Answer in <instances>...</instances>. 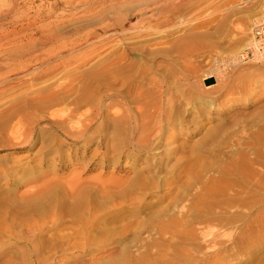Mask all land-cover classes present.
Here are the masks:
<instances>
[{"label":"rangeland","instance_id":"1","mask_svg":"<svg viewBox=\"0 0 264 264\" xmlns=\"http://www.w3.org/2000/svg\"><path fill=\"white\" fill-rule=\"evenodd\" d=\"M263 2L0 0L2 66L14 63L15 59H25L28 50L31 55L46 53L49 47L96 31L91 43L82 39L64 49L71 50L64 55L65 65L51 72L39 63H32V67L43 71L41 77L13 81L0 92L3 109L22 105L25 111L21 113L19 109L22 130L28 132L25 138H31V128L35 133L32 143L17 151L10 145L14 141L7 131L13 120L5 128L7 125L3 121L7 117L0 116V122L5 125L0 124V201L9 199L5 204L0 202V206L12 207L7 213L0 209V214H4L0 215V264H264V63L242 56L251 30L258 22H254V18L264 13ZM36 30L56 33L63 39L53 45L40 34L32 39L18 40L19 36ZM93 49L97 53L89 54ZM44 91L57 94L55 102L38 100L37 97L46 95ZM34 101H40L41 107H36ZM68 112L72 115H68L69 118ZM53 113L55 119L50 117ZM63 117L69 119L70 124ZM34 120L37 122L32 123ZM63 121L64 128L60 127ZM82 124L85 126L80 127ZM69 127L74 131L83 128L85 136L77 140L66 136L64 130L70 131ZM111 144L116 149H112ZM178 158L182 161L177 164ZM149 160L152 165L156 162L155 169ZM231 163L232 169L228 168ZM164 164L168 171L163 169ZM145 165L152 166L143 174L147 177L145 180L151 185L154 180L159 186L153 183L152 187H156L149 188L146 181V187L130 192L133 194L128 192V196L120 192L122 188L117 189L119 193L117 190L112 193L110 189L106 192L110 198L107 197L104 207H97L99 201L89 206L92 217L81 212L71 213L68 206L71 201L65 199L68 203L65 205L63 197L52 204H46L48 200L43 199V203L46 201L43 206L42 202L34 200L38 192L31 190L39 183L34 177L39 180L42 174L43 180L47 176L57 177L67 184L80 172L89 182L96 183L99 178L108 186L114 184L112 180L133 177ZM220 167L225 169V174L231 172L223 176ZM188 177L195 178L196 182ZM221 177L227 178L224 184L229 185H223L222 190L218 187L223 184ZM208 178L216 182L221 179L222 183L214 185L216 183ZM205 179L213 183L211 186L216 189L211 186L210 189L215 194L208 189L210 183L206 180L207 185ZM186 180L191 185L183 184L184 188L180 182L187 183ZM202 184H206L205 188ZM177 186H183L180 188L184 192ZM197 189H201L202 195ZM176 190L178 195L183 192L187 199L181 193L179 197L185 200L182 202L178 197V201ZM208 191L209 195L203 193ZM172 195L177 199L174 202ZM192 195H196L195 198ZM27 197L34 202L33 207H29L28 201V208L38 215L29 213L27 201H24ZM192 197L203 200L197 203ZM190 199L194 200L193 204ZM134 203L137 205L132 206ZM168 203H173L175 208ZM39 205L47 207L42 209L44 213L40 212ZM131 206L139 210L134 211L135 216L130 213L128 217H121ZM63 208H66L65 213ZM73 213L74 218L71 217ZM113 214L117 216L112 218ZM167 216L184 217L188 221L182 219V225V220L178 222L172 218L178 225L173 227L170 223L168 227L166 221L169 223L170 219ZM75 217H82L84 221ZM163 218L166 230L160 222ZM211 218L214 220L209 221ZM96 219L95 236L86 239L83 235L92 229L90 224ZM112 219L114 222H110ZM140 222L147 225L143 227L144 223ZM158 224H162V229ZM100 225L107 226L109 231ZM111 229L113 234H108ZM133 233L137 235L133 237Z\"/></svg>","mask_w":264,"mask_h":264},{"label":"bare ground","instance_id":"2","mask_svg":"<svg viewBox=\"0 0 264 264\" xmlns=\"http://www.w3.org/2000/svg\"><path fill=\"white\" fill-rule=\"evenodd\" d=\"M264 3V2H263ZM8 16V15H7ZM0 18H1V16H0ZM2 20H3V18H2ZM61 20V19H60ZM256 21H258L254 26H253V28H252V30H251V34H250V37H249V39L247 40V42H246V44H245V46L246 45H248V47L251 49V51H253L254 52V54H256V56H254V59H252V58H246L245 57V55H247L246 53H244V50H246V48H245V46H244V48H243V51H242V56H243V58H246V59H249V60H256V61H259V62H263L264 63V53H263V51H262V49L260 48L261 46H262V42L261 41H256V27L257 26H260L261 24H264V13H263V15L262 16H260V17H256V18H254V22H256ZM18 30H20V29H18ZM15 31V30H14ZM17 31V30H16ZM15 31V32H16ZM21 31V30H20ZM76 31V30H75ZM74 31V32H75ZM79 31V30H78ZM78 31H76L75 33H77ZM34 32V31H33ZM30 33L29 35L26 33V35L24 34L23 36L21 35V36H19L18 37V40L20 41H23V40H25V39H32L33 38V36H35L36 34H40V36L42 37H45L44 39H46L45 41H47V43L50 41L51 42V45H53V44H56L57 42H59L61 39H63V37H62V35H56V33L55 34H48V33H45V32H43V31H40V30H36L34 33ZM58 32H59V30H58ZM20 33V32H19ZM52 33V32H51ZM79 33V32H78ZM22 34V33H21ZM72 35H74V33L72 34ZM80 35V34H79ZM95 35H96V31L95 32H86L84 35H80L79 37H75V39H71V41L68 43V42H63V45L62 44H60V45H58L57 44V46H55V47H53V48H51V47H49L50 49H48V51L46 52V53H42V54H37V55H31V52L28 50L27 51V56L28 57H26L25 59H19V61H17V59H15V62L14 63H10V64H7V65H4V66H2V65H0V92L2 91V90H4V88L6 89L7 87H9L11 84H12V82L13 81H16V80H23V79H25V77L26 78H30V79H32V78H34V77H38L39 78V76L41 77L42 75H41V73H43V71L42 70H38L39 68H36V67H32L31 66V64L32 63H39V65L40 66H45V70L46 71H53V70H56L58 67H60V66H63V65H65V60L63 59L64 58V55L68 52H70V51H65L64 49H69L70 48V46H72L73 44H75V43H78L80 40H82V39H86L87 40V42H92L93 40H94V37H95ZM3 36V35H2ZM1 35H0V38L2 37ZM7 36V35H6ZM2 40V39H1ZM65 40V39H64ZM9 41V40H8ZM14 40H12V42H13ZM18 41V42H19ZM16 42H17V39H16ZM44 43H46V42H44ZM7 44V43H6ZM50 44V43H49ZM48 44V45H49ZM1 45V44H0ZM37 45V44H36ZM47 45V44H46ZM22 49V48H21ZM1 50V49H0ZM46 50V49H45ZM35 51V50H34ZM12 52V51H11ZM20 52V51H19ZM4 53V52H3ZM17 53V52H16ZM34 53V52H33ZM94 53H97L96 52V49H93L89 54H91V55H93ZM1 54H2V52H1ZM9 54V53H8ZM88 54V55H89ZM13 55V54H12ZM18 55H22V54H18ZM5 56V55H4ZM10 56V55H9ZM24 56V55H23ZM20 58V57H19ZM4 64V63H3ZM44 73H46V72H44ZM37 79V78H36ZM208 79V78H207ZM25 81V80H24ZM14 86V85H13ZM5 91V90H4ZM12 91V90H11ZM43 90H41L39 93H41ZM45 92V96H42V97H37L38 98V100H40V101H43L42 103H44V102H51V101H54V99H56L57 98V94H56V96L54 95L55 93L53 92V91H51V92H49L50 94H47L46 93V91H44ZM43 92V93H44ZM53 92V93H52ZM52 93V94H51ZM1 94V93H0ZM3 95V94H2ZM54 95V96H53ZM41 96V95H40ZM56 97V98H55ZM58 97H61V96H58ZM42 98V99H41ZM32 100H35V99H32ZM37 100V99H36ZM66 100V99H65ZM26 101V100H25ZM24 101V103H26ZM40 101H37V103L35 104V105H37L36 107H38L39 105V107H41V104L40 103H38V102H40ZM62 101V100H61ZM60 101V102H61ZM32 102V101H31ZM34 102L32 103V104H34ZM55 102V101H54ZM19 103V102H18ZM21 103V102H20ZM13 105H15L16 103H12ZM22 104H23V102H22ZM51 104V103H50ZM12 105V106H13ZM16 105H18V104H16ZM26 106H28L29 105V103H28V105L27 104H25ZM25 105H23V108H24V106ZM34 105V106H35ZM3 106V105H2ZM20 106V107H19ZM18 107L19 108H17L16 106H15V109H14V107L12 108V109H9L8 107L7 108H5V109H3V107H0V109L2 108V110H0V116L2 117H4L5 115H6V117H7V119H6V117H4V119H6V120H4L3 122H5L6 123V125L8 124V122L9 121H11V120H13V122L15 121V120H17L13 125H12V123H11V125H10V127H8V125L7 126H5L4 125V123L3 122H0V124L1 123H3V125L5 126V128H7L8 127V135H9V137H10V139L12 140V141H14V142H10V145L11 146H13V148L15 149V150H20L24 145L26 146V144H29V143H32L31 142V140L35 137V133H34V129L32 130V128H31V131H30V135H31V138L30 139H26L25 138V134H28V132L27 133H24V129L22 130V115L20 114V111L21 110H19L21 107H22V105L20 104ZM26 106H25V108H26ZM29 106H31V104L29 105ZM33 106V105H32ZM29 108V107H28ZM22 109V108H21ZM27 109V108H26ZM68 109H69V107H68ZM71 109V108H70ZM70 109H69V111H70ZM7 110V111H6ZM10 110H12V112H10V113H8ZM72 110V109H71ZM22 111H24V109H22ZM21 111V113H25V111L24 112H22ZM68 111V110H67ZM102 111V110H101ZM71 113H72V111H71ZM71 113H67V116L69 115V114H71ZM55 113H53L50 117H53V119H55L54 117H55ZM58 115V114H57ZM60 116V115H59ZM65 116V115H64ZM69 116H72V115H69ZM69 116H68V118H69ZM14 118H16L15 120H14ZM63 118H65L64 119V121L66 120V117H63ZM71 118V117H70ZM1 119V118H0ZM35 120H37L38 121V119H35ZM35 120L34 121H31L32 123L33 122H35ZM69 119H67L65 122H69L68 121ZM0 121H2V119L0 120ZM7 121V122H6ZM36 121V122H37ZM55 122V120H52V122ZM63 121V123L60 125V127H62V125H63V128H64V124H65V122ZM70 121H72L71 119H70ZM90 121H91V119H90ZM35 122V123H36ZM60 122H62V120L60 121ZM57 125H59V123H58V121L57 122H55ZM87 123V122H86ZM67 124H70V122L69 123H67ZM66 124V125H67ZM88 124V123H87ZM91 124V123H90ZM143 123H141V125H142ZM2 125V124H1ZM2 125V126H3ZM74 125V124H73ZM140 125V126H141ZM3 126V127H4ZM74 126H76V125H74ZM74 126H72V127H74ZM83 126H85V125H83L82 124V126L80 125V127H83ZM90 126V125H89ZM89 126L87 125L86 126V128H88L89 129ZM31 127V126H30ZM66 127V126H65ZM67 127H68V125H67ZM70 127H71V125H70ZM69 127V130L70 131H67L66 130V128H65V130L64 131H66L65 133H66V136H68V137H73V139H78L81 135H83L84 134V131H83V128H82V131H81V128H80V130H77L78 128H76L75 129V131L74 130H71V129H73V128H70ZM77 127H79V126H77ZM142 127H143V125H142ZM147 127V126H146ZM33 128H34V126H33ZM62 128V129H63ZM26 129V128H25ZM61 129V130H62ZM68 129V128H67ZM144 129V128H143ZM77 130V131H76ZM4 131H6L5 129H4ZM6 131V132H7ZM27 130H25V132H26ZM72 131V132H71ZM88 131V130H87ZM145 131V130H144ZM143 131V132H144ZM147 131V130H146ZM145 131V132H146ZM149 131V130H148ZM147 131V132H148ZM86 133V132H85ZM29 136V135H28ZM27 136V137H28ZM65 136V137H66ZM83 136H85V135H83ZM145 137V136H144ZM26 139V140H25ZM72 139V138H71ZM76 139V140H77ZM115 139H117V138H115ZM114 139V140H115ZM244 140H246V139H244ZM113 141V139L111 140V142ZM73 142H75V141H73ZM115 142H118V141H115ZM153 143V142H152ZM112 144H114V143H112ZM111 144V145H112ZM116 144V143H115ZM109 145V144H108ZM150 145H151V143H150ZM110 146V145H109ZM145 146V145H144ZM149 146V145H148ZM108 147V146H107ZM112 149H114L115 148V146H113L112 145ZM143 147V146H142ZM153 147V146H152ZM145 148H147V147H145ZM43 149V148H42ZM108 149V148H107ZM116 149V148H115ZM136 149V148H135ZM50 150V149H49ZM143 150V149H142ZM41 151V150H40ZM47 151H48V149H47ZM109 151V150H108ZM140 151V150H139ZM42 152V151H41ZM50 152V151H49ZM43 153V152H42ZM44 153L46 154V150L44 151ZM44 154V155H45ZM47 155V154H46ZM45 155V156H46ZM147 160V159H146ZM177 160H179V158L177 159ZM180 160H181V158H180ZM180 160L179 161H177L176 163L178 164V162L180 163ZM182 161V160H181ZM241 161V160H240ZM243 161V160H242ZM152 162V161H151ZM146 163V162H145ZM148 163V162H147ZM146 163V165H148ZM152 163H154V162H152ZM156 163V162H155ZM154 163V164H155ZM158 163V162H157ZM161 163V162H160ZM149 164H150V160H149ZM153 164V165H154ZM97 165V164H96ZM145 165V166H146ZM150 165H152V164H150ZM152 165V166H153ZM160 165V164H159ZM161 165H163V164H161ZM233 165V163H231V165H229L228 166V168H231L232 169V167H230V166H232ZM238 165H240V164H238ZM152 166H146L145 168H141V169H138L136 172H135V174H134V176L133 177H131V178H126L125 179V177H124V181H122L120 178H118V179H120V180H112L113 181V185H111V184H109V185H111V186H107V185H105L104 184V182H103V180H101L103 183H101L98 179L99 178H95L97 181H99V182H97L96 180V183H92V182H89L86 178H83V175L80 173V172H78V171H76V173L78 172V174H75L74 175V179H73V181H71V182H67V184H64V183H61L60 181L62 180H59L56 176V178H48V176H47V179H45V180H43L44 178H43V174L41 175V174H39V175H41V176H39V180H37L36 179V177H34L35 178V180H36V182L37 181H39V183L37 184V185H35V186H33L32 187V192L33 191H37L38 192V194L39 195H36V193H34V194H31L32 196H35V198H34V200H39L40 202H42L43 203V199H46V201L48 202V203H46V204H52L53 203V201L56 199V201H61V197H63V200H62V202H64L65 201V199H69V202L71 203V204H69L68 206H69V209H70V211H71V213L73 212V211H75V212H78V213H82V214H88L89 215V212H91L92 211V209H89V206L92 204V202L94 201V202H98V205H97V207H101V206H103V204L105 203V200L106 201H108V198L107 197H109L110 195H107V191L108 190H110L111 189V191H112V193L113 192H115L117 189L118 190H120L121 188V190L122 191H120L121 193H125L124 194V196L125 195H129V193L130 192H133V191H135L136 189H138V188H142L143 186H145L146 187V181H147V179L145 180V178H147V177H145L143 174L145 173V172H147V171H149V167L151 168ZM155 166V165H154ZM154 166H153V168H154ZM174 166H176V164L174 165ZM205 167H206V165H204ZM161 166H159V168H160ZM201 167V166H200ZM234 167V166H233ZM237 167H240V166H237ZM54 168V167H53ZM165 168V170H167L166 169V166H165V164H164V166H163V169ZM168 168V167H167ZM175 168V167H174ZM173 168V169H174ZM222 168V169H221ZM228 168H226V170L228 171L229 169ZM155 169V168H154ZM156 169H157V167H156ZM170 169V168H169ZM202 169H204L203 168V166L201 167V170ZM220 169H221V174L222 173H224V171H225V169L223 168V167H220ZM56 170V169H55ZM119 170V169H118ZM122 169H120V171H121ZM159 170H162V169H159ZM170 170H172V168L170 169ZM175 170V169H174ZM177 170V169H176ZM224 170V171H223ZM234 171L236 170L235 169V167H234V169H233ZM32 171V170H31ZM156 171V170H155ZM154 171V172H155ZM168 171V170H167ZM233 171V172H234ZM53 172H55V171H53ZM158 172V171H157ZM163 172V171H162ZM162 172H160L161 174H162ZM175 172V171H174ZM177 172V171H176ZM180 172V171H179ZM226 172V171H225ZM229 172H231V170H229ZM229 172H227V173H229ZM255 172V171H254ZM31 173H33V172H31ZM159 173V174H160ZM172 173H173V171H172ZM171 173V174H172ZM181 173H183V172H181ZM226 173V174H227ZM235 173H236V171H235ZM158 174V173H157ZM165 174H167V172H165ZM176 174H178V173H176ZM199 175H200V173H198ZM225 174V173H224ZM226 174L225 175H223V176H226ZM156 175V174H155ZM163 175V174H162ZM168 175V174H167ZM181 176H182V174H180ZM232 175V174H231ZM231 175H229V176H231ZM235 175V174H234ZM236 175H237V173H236ZM36 176V175H35ZM54 176V175H53ZM152 176V175H151ZM176 177H177V175H175ZM196 176H198L197 174H196ZM202 176V175H201ZM222 176V175H221ZM233 176V175H232ZM245 176H247V175H245ZM59 177V176H58ZM129 177V176H128ZM156 177V176H155ZM161 177V176H160ZM183 177V176H182ZM191 177V176H190ZM203 177V176H202ZM201 177V178H202ZM243 178H244V175L242 176ZM43 178V179H42ZM94 178V177H93ZM179 178H180V176H179ZM193 178V177H192ZM192 178L190 179L189 177H188V180H190V181H192ZM198 178H200V176H198ZM225 178V177H224ZM247 178V177H246ZM245 178V179H246ZM42 179V181H40ZM86 179V180H85ZM114 179V178H113ZM151 179H154L153 177H151ZM195 178H193V180H194ZM204 179V178H203ZM208 179H210V178H208ZM208 179H205V181L207 180L209 183H210V185L209 186H207L208 187V189L209 190H211L210 189V186L213 184V183H216V184H214V185H220L219 183H222L223 182V184H222V186H218L221 190H222V187L224 188V186L226 185L227 187L229 186V185H227V184H224V182L226 181L227 182V178H225V180L224 179H222V177H221V179H222V182L219 180H217L218 182H216V180H214V181H212L211 179H213V178H211L210 180L213 182L212 184H211V181L210 180H208ZM244 179V180H245ZM29 180V179H28ZM32 180V179H31ZM69 180V179H68ZM94 180V179H93ZM109 180V179H108ZM178 180H180V179H178ZM181 180H182V178H181ZM198 180H200L201 182H203L201 179H198ZM197 180V181H198ZM224 180V181H223ZM232 180V179H231ZM26 181V180H25ZM94 181V182H95ZM149 181V180H148ZM147 181V182H148ZM154 180H152L151 182H152V185H151V183H149L148 182V184H150L151 186H149L148 184H147V186L149 187V188H151L152 186H153V183H156V181L155 182H153ZM174 181H175V179H174ZM177 181V180H176ZM187 181V180H186ZM189 181V182H190ZM195 182H196V180H194ZM199 181V182H200ZM204 181V182H205ZM207 181L205 182L206 184H207ZM24 182V181H23ZM32 182V181H31ZM62 182H63V180H62ZM178 182V181H177ZM176 182V183H177ZM188 181H187V183H185V182H180V184L181 185H185V184H187L188 186L189 185H191L190 183H189ZM232 182V181H231ZM97 183H99V184H97ZM110 183V182H109ZM189 183V184H188ZM234 183V182H233ZM157 184V186H159V183H156ZM180 184H176V185H180ZM193 184V183H192ZM206 184H202V186L204 187V185H206ZM183 185V186H184ZM187 185H185V186H187ZM193 185H195L196 186V184H193ZM197 185H198V183H197ZM208 185V184H207ZM224 185V186H223ZM232 185V184H231ZM231 185H230V187H231ZM245 185V184H244ZM183 186H180V187H183ZM184 186V188H186ZM201 186V187H202ZM213 186V185H212ZM211 186V188H214V189H216L215 187H212ZM145 187H144V189H145ZM155 187H156V185H155ZM155 187H152V189H154ZM179 186H177V188H180ZM190 187V186H189ZM189 187H187V189L189 188ZM206 187V188H207ZM227 187H225V190H226V188ZM247 187V186H246ZM29 188H31V187H29ZM28 188V189H29ZM199 188V187H198ZM205 188V187H204ZM218 188V189H219ZM143 189V188H142ZM171 189V188H170ZM201 189H203V188H201ZM200 189V190H201ZM208 189H206V190H208ZM231 189V188H230ZM244 189V188H243ZM118 190H117V193H119L118 192ZM177 190H179V189H177ZM177 190H176V193H175V195H177L176 196V198L178 199V197H179V195L182 193V197H185L186 198V196H184V194H183V192H184V190H182L181 188H180V190H182L183 192H179L180 194L178 195L177 193ZM189 190V189H188ZM198 190V189H197ZM200 190H198V192L200 191ZM204 191H205V189H203ZM202 190V191H203ZM27 191V190H26ZM154 191V190H153ZM214 194H215V192L213 191V190H211ZM241 191V190H240ZM129 192V193H128ZM136 192V191H135ZM135 192H133V193H135ZM187 192V191H186ZM197 192V191H196ZM201 192V191H200ZM212 192H210V195H211V193ZM253 192V191H252ZM23 193V192H22ZM104 193V194H103ZM116 193V194H117ZM120 193V194H121ZM128 193V194H127ZM133 193H130V194H133ZM203 193H207L208 195H209V191L208 192H203ZM212 193V194H213ZM25 194H29L28 192H25ZM24 193H23V195H25ZM111 194V193H110ZM115 194V195H116ZM119 194V195H120ZM187 194V193H186ZM198 194L200 195V193H197L196 195L198 196ZM205 194H204V199L206 198V196H205ZM245 194V193H244ZM95 195V196H94ZM119 195H117V196H119ZM175 195H172V199L175 197ZM194 195V194H193ZM192 195V196H193ZM195 195V196H196ZM201 195H202V192H201ZM201 195L199 196V198H202L201 197ZM207 195V196H208ZM3 196V195H2ZM18 196H20V194L18 195ZM27 196V195H26ZM25 196V197H26ZM31 196V197H32ZM106 196V199L105 198H103V197H105ZM195 196H193L194 198H195ZM217 196V195H216ZM253 196V195H252ZM30 197V198H31ZM48 197V198H47ZM122 197H123V195H122ZM192 197V198H193ZM210 196H208L207 198L208 199H210L209 198ZM241 197H243V196H241ZM98 200H97V199ZM110 198V197H109ZM121 198V197H120ZM180 198V197H179ZM193 198V199H194ZM199 198H198V200H197V198H196V202L198 203V201H199ZM255 198V197H254ZM6 199H8V197L6 198ZM5 198H4V201H0V202H3L4 204H5V200H6ZM25 199V198H24ZM71 199V200H70ZM114 199H115V196H114ZM171 199V200H172ZM177 199H173V201L172 202H174L175 200H177ZM181 199V201L184 199H182V198H180ZM180 199H178V201L180 200ZM187 199V198H186ZM213 199H215V197H213ZM233 199V198H232ZM0 200H2V199H0ZM17 200V199H16ZM33 200V201H34ZM116 200V199H115ZM136 200V199H135ZM170 200V201H171ZM185 200V199H184ZM194 200L192 201V199H190V201L192 202V204L194 203ZM203 200V199H202ZM202 200H200V201H202ZM234 200H236V199H234ZM239 200V199H238ZM8 201H9V199H8ZM24 201H27L26 202V205L27 204H30L31 203V206H29V207H33V205L32 204H34V202H32L31 200H28V197L24 200ZM28 201L30 202V203H28ZM38 201V203H40ZM45 201V202H46ZM114 201V200H113ZM126 201V200H125ZM169 201V200H168ZM170 201H169V203H170ZM180 201V202H181ZM188 201V200H187ZM200 201H199V203H200ZM18 202H19V200H18ZM18 202H17V204H18ZM45 202L43 203V206H45L46 204H45ZM66 202V201H65ZM131 202V201H130ZM165 202V201H164ZM183 202V201H182ZM182 202H181V204H182ZM184 202H186V201H184ZM211 202V201H210ZM215 202V201H214ZM230 202V201H229ZM21 203V202H20ZM25 203V202H24ZM57 203V202H56ZM59 203V202H58ZM110 203V202H109ZM159 203H161V201H159ZM168 203V204H169ZM178 203V202H177ZM232 203V202H231ZM9 204H10V202H9ZM68 203L66 202V204L65 205H67ZM94 204V203H93ZM120 204V203H119ZM135 204L136 203H134V204H132V206H135ZM139 204V203H138ZM232 204H234V203H232ZM240 204V203H239ZM238 204V205H239ZM8 204H6V206H7ZM20 205V204H19ZM36 206H37V203L35 204ZM34 205V206H35ZM53 205H55V204H53ZM52 205V206H53ZM137 205V204H136ZM2 206V205H1ZM0 206V207H1ZM3 206H5V205H3ZM6 206L3 208V207H1L0 209L2 210V208L3 209H5L3 212H5L6 210H9L10 208H12V207H10V208H8V206H7V209H6ZM10 206V205H9ZM14 206V205H13ZM22 206H24V205H22ZM51 206V205H50ZM58 206H60V205H58ZM132 206L128 209V210H125L122 214H121V217H128L129 215H130V213H134V211H139V210H137L138 208H132ZM139 206V205H138ZM145 206L146 205H144V208H145ZM169 206H174L173 205V203H172V205H170L169 204ZM240 206V205H239ZM26 206H24V208H25ZM39 207V209H40V212H43V208H41L40 207V205L38 206ZM54 207V206H53ZM55 207H57V206H55ZM64 207V206H63ZM66 207V206H65ZM104 207V206H103ZM167 205H166V210H164L165 212L167 211ZM180 207V206H179ZM181 207H182V205H181ZM183 207H184V205H183ZM182 207V208H183ZM27 209H28V211H29V213L31 214L32 212H31V210L32 209H30V208H28V205H27V207H26ZM25 208V209H26ZM35 208V207H34ZM33 208V209H34ZM58 208V207H57ZM90 208H93V207H90ZM96 208V207H95ZM94 208V209H95ZM143 208V209H144ZM162 208H164V207H162ZM162 208H161V210H162ZM174 208H175V206H174ZM176 208H178V207H176ZM181 208V209H182ZM27 209L25 210V211H27ZM37 209V208H36ZM44 209H47V207H45ZM54 209H56V208H54ZM64 209H66V208H63V210ZM68 209V208H67ZM98 209V208H97ZM142 209V210H143ZM165 209V208H164ZM179 209V208H178ZM239 209H241V208H239ZM0 210V211H1ZM38 210V209H37ZM59 210H61L62 211V209H60L59 208ZM101 210V209H100ZM171 210V208L169 207L168 208V211H170ZM14 211H16V210H14ZM34 211H35V209H34ZM45 211V210H44ZM182 211V210H181ZM12 212V211H11ZM19 213H20V211H18ZM52 212V211H51ZM60 212V211H59ZM63 212V211H62ZM66 212H68V210L66 211ZM157 212H158V210H157ZM163 212V211H162ZM234 212V211H233ZM6 213H7V211H6ZM26 213V212H25ZM29 213H27V215L29 214ZM34 213H36V212H33L31 215H33L34 216ZM44 213V212H43ZM42 213V214H43ZM57 213V212H56ZM64 213H65V210H64ZM64 213H61L60 212V214H64ZM69 213V212H68ZM160 213H161V211H160ZM169 212H167V214H168ZM3 213H1L0 215H2ZM20 214H22V212L20 213ZM29 214V215H30ZM37 214V213H36ZM35 214V215H36ZM41 214V213H40ZM55 214V213H54ZM70 214V213H69ZM75 213H73V215L71 216L72 218H74L73 216H75L74 215ZM97 214V213H96ZM129 214V215H128ZM138 214V213H137ZM236 214V213H235ZM4 215V214H3ZM30 215V216H31ZM38 215V214H37ZM66 215V214H65ZM78 215H80V214H78ZM91 215V214H90ZM89 215V216H90ZM128 215V216H127ZM196 215L197 214H195V217H196ZM238 215V214H237ZM241 215V214H240ZM261 215V214H260ZM5 216H6V214H5ZM25 216V215H24ZM58 216V215H57ZM62 216H64V215H62ZM67 216H68V214H67ZM70 216V215H69ZM80 216H82V215H80ZM87 216V215H86ZM93 216V214L91 215V217ZM97 215H95V217H96ZM100 216V215H99ZM102 216V215H101ZM117 215L115 214H113V216H112V218H115ZM135 216V213H134V215H132V217H134ZM138 216V215H137ZM136 216V217H137ZM1 217V216H0ZM54 217H55V215H54ZM82 217H85L84 215L82 216ZM82 217H81V219H79L80 221L82 220ZM98 217V216H97ZM170 220V222L168 223L167 221H166V223L169 225L170 223V225L171 226H173V227H175V225L177 226L178 224H175V222H174V220H175V218L174 217H172V218H174V220H172V218H170L169 216H167ZM188 217V216H187ZM191 217V216H190ZM262 217V216H261ZM76 219H77V217H75ZM90 218V217H89ZM99 218V217H98ZM165 219H166V217H164ZM164 218H163V220H164ZM167 218V219H168ZM184 218V217H183ZM182 217H178V218H176L177 220L176 221H178L179 219H180V222H181V220L183 219ZM198 217H196L195 219H197ZM201 218V217H200ZM75 219V220H76ZM77 219V220H78ZM116 219H118V217L116 218ZM115 219V220H116ZM123 219V218H122ZM185 219V218H184ZM183 219V220H184ZM187 219H189L190 220V218H187ZM191 219L192 220H194L192 217H191ZM241 219V218H240ZM261 219V218H260ZM71 220V219H70ZM78 220V221H79ZM100 220V219H99ZM102 220V219H101ZM100 220V221H101ZM125 219H123V221H124ZM132 220V219H131ZM172 220V221H171ZM182 220V221H183ZM199 220V219H198ZM202 220V219H201ZM210 220H214L213 218H211V219H209V221ZM249 220V219H248ZM3 221V220H2ZM82 221H84V220H82ZM93 221V220H92ZM91 221V222H92ZM103 221V220H102ZM118 221V220H117ZM122 221V220H121ZM134 221H135V218H134ZM138 221V223L137 224H139V220H137ZM185 221V220H184ZM184 221L182 222V225H183V223H184ZM188 221V220H187ZM187 221H185L186 223H187ZM196 221V220H195ZM208 220L206 219V224H208V222H207ZM257 221V220H256ZM260 221V220H259ZM87 222V221H86ZM94 222V223H93ZM90 225L92 226V229L91 228H89V230L90 231H87L86 232V234L85 235H83L84 237H86V239H88L89 238V236L90 235H94L95 236V232H93V224H95L96 222H97V219L96 220H94ZM110 222H114V219H112ZM133 222V221H132ZM162 224L165 222V220L164 221H160ZM179 222V221H178ZM212 222H214V221H212ZM212 222H210L209 224H211ZM90 223V222H89ZM99 223V222H98ZM104 223H107V220H105V222ZM122 223V222H121ZM136 223V222H135ZM141 223H144V224H142V226L144 225V226H146L145 225V222H140V224ZM150 223H151V221H150ZM157 223H159V222H157ZM156 223V224H157ZM166 223L165 224H163V228H164V225H166ZM177 223V222H176ZM189 223H192V221H189ZM229 223V222H228ZM260 223V222H259ZM262 223V222H261ZM120 224V223H119ZM133 224V223H132ZM132 224H130L131 226H132ZM136 224V225H137ZM162 224L160 225L161 227H162ZM175 224V225H174ZM198 224V223H197ZM96 225V224H95ZM104 225V224H103ZM107 225V224H106ZM112 225V224H111ZM126 225L127 224H125V227H126ZM167 225V226H168ZM168 226V227H171V226ZM179 225H181V224H179ZM97 226V225H96ZM96 226H95V228H96ZM130 226V227H131ZM140 226V225H139ZM142 226H140L141 228H142ZM143 226V227H144ZM158 226H159V224H158ZM157 226V229L160 227H158ZM100 227H103V226H101L100 225ZM107 227V226H106ZM106 227H103V229L104 228H106ZM160 227V228H161ZM172 227V228H173ZM123 227H121V229H122ZM129 228V227H128ZM159 228V229H160ZM98 229V228H97ZM112 229H114V228H112ZM112 229H111V232L109 233L108 231V228H106L105 230H108L107 232H108V234H113V232H112ZM124 229V228H123ZM162 229V228H161ZM165 230H166V228H164ZM133 230L134 229H132L131 231L133 232ZM139 230H140V228H139ZM97 231V230H96ZM119 231V230H118ZM118 231L116 230V234H118ZM140 231H142V229L140 230ZM2 232V231H1ZM3 232H6V231H3ZM8 232H9V230H8ZM80 232V231H79ZM78 232V233H79ZM105 232V231H104ZM103 232V233H104ZM106 232V233H107ZM124 232V231H123ZM128 232V231H127ZM126 232V233H127ZM134 232H136L137 233V231H134ZM158 232H160L159 230H158ZM202 232H204V231H202ZM69 233V232H68ZM77 233V234H78ZM85 233V232H84ZM83 233V234H84ZM98 233H100V232H98ZM66 234H67V232H66ZM76 234V235H77ZM80 234H81V232H80ZM80 234H79V236H80ZM108 234H106V236L108 235ZM138 234V233H137ZM136 234V235H137ZM205 234V233H204ZM64 235V234H63ZM98 235V234H97ZM102 235V234H101ZM101 235H99L100 236V238L102 237ZM103 235H105V234H103ZM131 235V234H130ZM134 233H133V237L134 236H136ZM68 235H66V237H67ZM72 236H74V234L72 235L71 234V237ZM78 236V235H77ZM77 236H76V238H77ZM82 236V238H84ZM87 236H88V238H87ZM111 236V235H110ZM65 237V238H66ZM205 237H207V236H205ZM69 238V237H68ZM73 238V237H72ZM74 238H75V236H74ZM73 238V239H74ZM96 238V237H95ZM103 238V237H102ZM60 239V238H59ZM57 240V239H56ZM67 241H69L68 239H66ZM53 241V240H52ZM87 241V240H86ZM60 242V241H59ZM88 242V241H87ZM64 245V244H63ZM161 257V256H160Z\"/></svg>","mask_w":264,"mask_h":264},{"label":"built area","instance_id":"3","mask_svg":"<svg viewBox=\"0 0 264 264\" xmlns=\"http://www.w3.org/2000/svg\"><path fill=\"white\" fill-rule=\"evenodd\" d=\"M255 31H256V41L262 42V46L260 48L262 49V51L264 53V24L257 26ZM245 48H246V50H244V53L247 54V55H245V57L254 59V56H256V54H254V52L251 51V49L248 47V45H246Z\"/></svg>","mask_w":264,"mask_h":264}]
</instances>
